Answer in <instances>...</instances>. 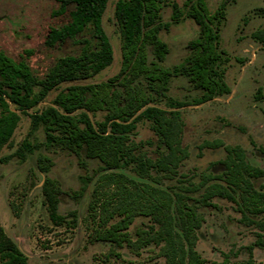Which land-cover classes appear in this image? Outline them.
Here are the masks:
<instances>
[{
	"label": "trees",
	"instance_id": "1",
	"mask_svg": "<svg viewBox=\"0 0 264 264\" xmlns=\"http://www.w3.org/2000/svg\"><path fill=\"white\" fill-rule=\"evenodd\" d=\"M57 1L60 7L55 15L69 13L70 19L51 29L47 45L54 47L87 32L90 35L77 40L82 46L80 53L58 58L44 77H39L25 58L15 60L0 49V152L11 145L19 122L27 117L30 133L13 154L21 162L42 148L66 151L79 159L85 153L86 158L100 162L104 173L96 182L88 206L90 243L127 247L136 256L153 246L152 252L163 257L166 264H227L210 263L196 249L204 223L199 205L211 206L212 199L220 197L254 212H264V192L257 190L252 181L264 176V170L248 163L241 147L226 146V158L220 162L225 171L214 176L222 183L207 186L199 197L192 194L204 188L213 176H205L199 184L178 180L177 185L167 188L160 185L165 180H175L189 157L183 145L185 123L181 109L191 104L168 96L172 79L186 77L201 91L194 105L231 94L225 79L229 58L221 48L220 38L229 0H222L214 11L208 0H184L182 6L171 0H118L115 19L121 40L120 70L106 81L84 84L76 82L92 79L114 60L113 46L103 27L110 0ZM166 7L172 10L168 23L163 20ZM184 19L195 22L199 36L188 43L190 53L180 64L166 68L162 63L170 48L161 32ZM65 83L73 84L61 88ZM53 91H58L54 99L42 105ZM98 115L102 118L97 119ZM143 121L150 123L156 142L133 140ZM39 129L45 136L43 142L32 137ZM145 144L155 146L156 157L149 156ZM9 160L10 157H0V165ZM53 165L48 155L38 154L37 168L41 173L50 172ZM116 169L130 170L157 185L112 171ZM92 180L93 177L83 178L84 185L75 197H82ZM42 192L52 222L65 223L59 214L64 192L58 180L46 177ZM139 217L148 218V223L138 226L133 234L130 227ZM255 246L264 248V236H259ZM117 256L121 258V254ZM0 264H29L1 221ZM237 264L264 262L257 263L250 257Z\"/></svg>",
	"mask_w": 264,
	"mask_h": 264
},
{
	"label": "rangeland",
	"instance_id": "2",
	"mask_svg": "<svg viewBox=\"0 0 264 264\" xmlns=\"http://www.w3.org/2000/svg\"><path fill=\"white\" fill-rule=\"evenodd\" d=\"M110 0L103 16V27L114 50L113 63L92 79L76 83H99L116 75L121 67V40L115 19V5ZM180 6L184 0H171ZM222 0H208L214 11ZM60 4L57 0H0V49L15 60L25 58L39 77H44L58 58L77 55L82 46L77 40L87 37V32L77 39H68L54 47L47 45L52 28L69 21V13L55 15ZM226 19L220 30L221 48L229 58L225 79L231 94L194 105L201 96L186 77L172 79L168 96L187 102L181 109L185 123L183 145L189 157L179 168L175 180H165L160 186L167 188L182 182L199 184L205 176H213L204 188L193 193L199 197L207 186L222 183L214 176L221 175L225 167L220 163L226 158V146H239L245 151L246 160L252 166L264 170V0H229ZM172 10L163 11L165 23L171 22ZM199 36V28L191 19L172 24L161 32V38L170 48L162 63L171 68L180 64L190 53L188 43ZM27 52H32L29 54ZM150 60L153 59L150 54ZM73 83H65L66 87ZM58 91H53L45 105ZM98 115L97 119H101ZM30 119L22 117L10 146L4 147L0 157H10L0 165V221L7 235L28 257L29 264H166L163 257L152 252L153 246L136 256L124 247L115 248L107 242H89L91 220L88 206L96 182L101 174L100 162L82 159L66 151L40 149L21 162L13 154L30 133ZM37 141H44L42 129L32 133ZM137 143L156 142L157 137L148 121L138 124L132 136ZM216 142L220 147L210 146ZM149 156L156 157L155 146L144 145ZM46 154L53 160L48 173L37 168L38 154ZM138 181L141 179L127 169H116ZM58 180L63 189L60 196L59 214L65 223L56 225L50 219L42 192L44 179ZM93 177L82 197L75 195L83 187V178ZM255 188L264 192V176L253 179ZM240 201V198L237 196ZM204 218L198 232L196 249L208 262L237 264L252 257L257 263L264 262V248L255 246L259 236H264V212H254L242 204L214 197L211 206H200ZM139 217L130 227L135 229L148 223ZM157 252V249H155ZM114 252V253H113ZM121 254V258L117 256ZM124 260V261H123Z\"/></svg>",
	"mask_w": 264,
	"mask_h": 264
}]
</instances>
